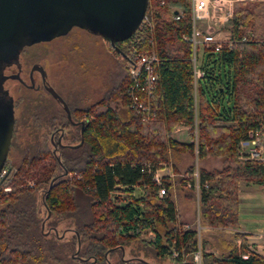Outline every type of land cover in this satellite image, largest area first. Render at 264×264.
<instances>
[{
	"label": "trees",
	"instance_id": "1",
	"mask_svg": "<svg viewBox=\"0 0 264 264\" xmlns=\"http://www.w3.org/2000/svg\"><path fill=\"white\" fill-rule=\"evenodd\" d=\"M168 6L182 8L184 17L175 20ZM190 13V0H149L152 30L140 45L160 61L154 91L144 96L150 112L131 108V77L123 66L120 81L83 108L90 120L83 133L76 129V146H62L54 154L47 143H36L15 173L9 167L3 186L10 190L0 189V264H152L137 254L126 258L124 249L131 243L168 257L169 264L192 263L199 248L203 264H264V254L256 251L243 257L232 250L221 258L206 251L202 231L199 237L195 227L184 228L173 196L175 185L196 195L197 168L200 224L232 230L245 250V235L239 232L242 184L264 186V163L239 158L240 141L264 124V0L235 3L226 28L230 38L218 51L215 44L205 46L203 76L197 79L194 48L184 39L191 32ZM47 113L45 104L34 120ZM179 126L188 128L192 142L173 137ZM183 152L194 162L178 183L166 174L157 184L156 170L166 164L178 172L175 157ZM210 158L221 159L222 166L199 165ZM28 178L35 179V188L25 184ZM39 200L50 213L51 228L61 218L72 219L69 243L42 228ZM148 232L154 234L151 239L143 236Z\"/></svg>",
	"mask_w": 264,
	"mask_h": 264
},
{
	"label": "rangeland",
	"instance_id": "2",
	"mask_svg": "<svg viewBox=\"0 0 264 264\" xmlns=\"http://www.w3.org/2000/svg\"><path fill=\"white\" fill-rule=\"evenodd\" d=\"M164 4V2H161V5ZM174 7L175 6H168L170 14ZM228 32L227 29L224 30L221 34L222 37ZM120 43L121 46H117L122 48V54L117 52L113 46L102 37L96 36L83 29L74 28L62 37L55 38L48 42H40L27 48L28 52L23 54V58L25 59V64L29 60H31L30 63L40 61L48 74V82L58 93L68 99L69 102L74 103L72 104L73 106L76 104L78 107H87L95 101H98L112 84L120 81L123 66L126 67L129 73L128 64L125 60V54L128 53L129 44ZM203 49V46L199 44L197 48L199 64H201L203 59ZM27 57H31V59ZM30 63L27 64L29 68L31 66ZM9 85L16 103V124L13 135L14 142L8 155L7 163L12 166V173H15L21 160L30 152V145H36V143L43 145L47 143V145L53 149V145L49 140L54 128L52 125L51 127L49 126L48 117L50 115H55L56 117L59 115L63 116L65 112L51 94L45 90H28L17 82H11ZM76 96H78L77 99H75ZM45 104L49 105L50 113L45 114L44 119L42 117L35 121L33 114L40 111V108L42 110ZM65 122L69 130L64 143H78L77 137L75 138L74 136L75 131L73 128L71 129L67 122V118ZM70 130L73 131V133ZM187 130L188 128L179 126L174 130L173 135L181 141H191V136L188 134ZM196 135L194 134L193 138L195 142L197 141ZM175 162L178 166V172H174L172 167L164 164L159 174L161 176H165L166 174L170 175L174 183L177 184L180 176H182L184 171L193 164L194 159L191 154L183 152L176 155ZM199 165L208 168H220L222 162L221 159L210 158L205 162H200ZM34 180L35 179L28 178L25 184L35 188L36 181ZM186 182H188L189 185V181ZM191 186L193 187V185ZM2 187L6 192H9V185ZM252 189L264 190V186L246 183L242 184V193L240 194L241 210H244L248 217L251 215L252 208H254V206H261L262 204L259 203L264 201V193H251ZM194 190H197L196 187ZM135 193L138 195L139 190L136 189ZM199 194L200 193L196 191V195L192 196V193L183 189V187L178 188V186L175 185L173 196L180 209L181 220L187 223L185 225L195 227L199 233V237L202 231L201 236L206 243L205 250L208 252H211L209 250H213L212 253H214L216 257L221 258L232 250H236V252L238 251L246 257L248 252L246 250V252H243L242 249L239 248L241 241L239 240L238 243L236 242L237 238L232 230L227 229L228 233H225L220 227L211 228L207 225L200 224ZM39 204V216L44 219L42 222V224L44 223L43 229L51 233L52 236L55 233L62 242L69 243L74 233V225L71 224L73 223L72 219L61 218L58 225L51 228V226L47 224L50 215L47 214L46 210L42 207L41 201ZM188 220L190 221L188 222ZM242 227L245 228V224H242ZM68 228H72V230H68ZM143 236L147 239H151L154 234L148 232L144 233ZM236 243L238 246H236ZM135 254L145 258L152 264L170 263L168 257L162 258L155 256L138 243H131L125 247L124 256L126 258H130ZM77 256V253L69 254V257L76 258Z\"/></svg>",
	"mask_w": 264,
	"mask_h": 264
},
{
	"label": "water",
	"instance_id": "3",
	"mask_svg": "<svg viewBox=\"0 0 264 264\" xmlns=\"http://www.w3.org/2000/svg\"><path fill=\"white\" fill-rule=\"evenodd\" d=\"M148 5L149 0H0V172L7 162L15 127L14 101L4 90L8 76L3 65L16 60L25 46L64 36L74 27L100 35L116 47L138 29ZM40 72L44 76L42 68ZM48 91L71 118L65 100L53 87Z\"/></svg>",
	"mask_w": 264,
	"mask_h": 264
},
{
	"label": "built area",
	"instance_id": "4",
	"mask_svg": "<svg viewBox=\"0 0 264 264\" xmlns=\"http://www.w3.org/2000/svg\"><path fill=\"white\" fill-rule=\"evenodd\" d=\"M239 1L245 0H190L191 32L189 35L184 36V39L191 42L194 48L193 62L196 79L203 76V71L198 63V45L201 44L205 48L206 45L215 44V50H220V42L227 41L230 38L226 34L222 37L221 34L226 30L230 19L233 17L235 3ZM171 13L175 20H181L184 17L182 8L174 7ZM150 30H152V23L148 15H145L138 29L128 39L122 41L123 44H129L128 53L125 54L131 77L127 94L131 108L138 112H150L151 107L144 101V96L152 95L158 79L157 66L160 63L158 56L154 51L145 50L140 45L143 42L145 32ZM194 134H197V128ZM239 158L264 163V124L258 129L250 130L247 137L240 141ZM159 171V169L156 170L154 181L160 185L163 176L159 174ZM9 172L10 169L5 165L0 172V189ZM193 175L195 176L196 191L199 193L197 169L193 172ZM164 194L165 188L161 186L160 195ZM189 227V225L184 226V228ZM173 256H178V253L174 251ZM192 263L203 264L200 248L192 254Z\"/></svg>",
	"mask_w": 264,
	"mask_h": 264
},
{
	"label": "flooded vegetation",
	"instance_id": "5",
	"mask_svg": "<svg viewBox=\"0 0 264 264\" xmlns=\"http://www.w3.org/2000/svg\"><path fill=\"white\" fill-rule=\"evenodd\" d=\"M98 36H100V35H98ZM100 37H102V36H100ZM103 39L106 42L110 43L107 39H105V38H103ZM36 44H38V43H36ZM33 45L34 44L29 45V46H25L21 50V52L19 54V57L16 60H12V61H10L8 63H5L3 65V73H4L5 76H8L7 79L4 82V90L8 91L10 96L13 97L14 113H15V124H16V110H15L16 109V103H15V98L12 95L11 88H10V85H9L11 82H17L23 88L28 89V90H35V91L45 90L49 94H51L48 91V88L52 87V86L48 82V74H47V72L45 70V67L42 65V63L40 61H36V62H31L30 63L31 60H29L25 64V59L23 58V54H26L28 52L27 48H30ZM110 45L112 46L111 43H110ZM118 46H121V44H119ZM118 46H116V47L113 46V48L117 52L122 54V48H119ZM28 59H31V57H29ZM28 63H30V65H31L30 68L27 65ZM41 68L43 69V71L45 73L44 76L40 72ZM59 95L67 103V100L63 97V95H61L60 93H59ZM51 96L57 102H59L52 94H51ZM75 99H77V98H75ZM60 104H61V107L63 108V110L65 112V115H63V116L59 115L57 117L55 115H53V116L50 115V117L48 118L49 126L51 127V125H52L53 128H54V130L52 131L51 136H50V143L53 145V153L54 154H58L59 153L58 149L60 147H62V146H69V147L76 146V145H73V144L64 143V140L68 136V130H69V129L66 128V122H65L66 118L68 120V124L70 125L71 129L73 128V130L76 132V129L80 128L81 133H83L82 129L84 128L85 123L88 120H90L87 112L82 114V110H84L83 109L84 107H78L76 104L71 107L67 103L68 108L70 110V116H71V118H69L68 117V113H67L66 109L64 108V105L62 103H60ZM72 104H74V103H72ZM90 116L92 118V115H90ZM71 132L73 133V131H71ZM82 139H81V143H83ZM5 165L8 168L10 167V165L7 162H6Z\"/></svg>",
	"mask_w": 264,
	"mask_h": 264
},
{
	"label": "crops",
	"instance_id": "6",
	"mask_svg": "<svg viewBox=\"0 0 264 264\" xmlns=\"http://www.w3.org/2000/svg\"><path fill=\"white\" fill-rule=\"evenodd\" d=\"M227 36H230V32L226 34ZM173 137L177 139L174 135ZM179 140V139H177ZM181 141V140H179ZM181 142H190V141H181ZM259 186V185H257ZM258 189V188H257ZM264 193V190H251V193ZM242 193V191H241ZM240 193V194H241ZM241 201V197H240ZM259 204H262L261 206H254L252 208V212L250 217L245 213L244 210H241L240 206V213H239V219H240V229L239 232L243 233L245 235V240L247 247L245 250L248 251H256L258 253L264 254V201H261ZM189 216V215H188ZM187 221V220H186ZM190 220H188L189 222ZM243 222V223H242ZM242 224H245V228L242 227ZM225 233L227 232V229H223ZM243 250V252L245 251ZM213 251V250H209ZM245 251V252H246ZM244 257V255H242Z\"/></svg>",
	"mask_w": 264,
	"mask_h": 264
}]
</instances>
